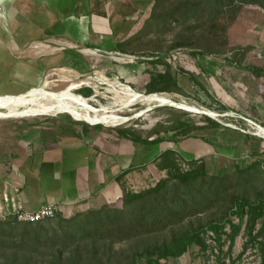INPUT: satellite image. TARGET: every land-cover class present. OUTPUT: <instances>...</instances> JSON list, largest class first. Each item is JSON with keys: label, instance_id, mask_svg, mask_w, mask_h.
<instances>
[{"label": "rangeland", "instance_id": "obj_1", "mask_svg": "<svg viewBox=\"0 0 264 264\" xmlns=\"http://www.w3.org/2000/svg\"><path fill=\"white\" fill-rule=\"evenodd\" d=\"M140 1L141 5L146 6L142 7L141 14L134 15L136 21L132 23L133 29L130 33L136 31L152 14L153 0ZM181 1L183 0H165L158 11L171 10ZM129 2L134 7L137 3L136 0H129ZM55 3L48 10L34 13L20 28L17 41L21 47H26L23 51L16 49L14 50L16 55H12L8 48L11 49L12 46L13 50V45L0 39V92L20 93L46 80L49 91L53 90V93H57L76 83L78 86L73 89L74 92L79 93L80 87H89L93 89V93L90 98L71 95L67 104L75 110L79 111L81 107L82 113H85L87 107L85 101L90 100L94 108H97L104 116H110L109 123L100 120L96 123L110 127H133L143 136H149L151 132L157 131L166 140L175 136L174 132L169 130L175 120L189 118L196 126L203 127L194 132L214 141L218 147L212 153L201 156L206 161L209 177L205 179L206 186L197 183L195 188L207 190L215 182L211 181V176L220 174L224 170L227 179L221 184L216 182L211 189L214 190L216 185L220 186L222 197L218 201L210 203L205 210L197 206L199 209L196 212L162 232L129 231L126 226H118L102 229L95 236L78 241L74 245L40 247L39 250L3 247L0 250V264H126L134 252L166 239L174 232L205 227L211 220L221 221L230 210L232 194L246 193L254 198L256 190L264 191V169L256 172L255 177L252 176V180L245 183L242 178L239 182V175L234 167L236 161L250 163L256 158L264 159L263 8L255 4H243L236 7V12L213 11V15H210L212 13L208 11L202 16L200 21L209 18L220 22L216 30L218 42L223 43V32L226 26L228 45L225 53H210L203 48L190 46H174L177 41L186 39V36L190 35L187 29L189 26H185L180 19L177 20L178 18L174 20L168 16L166 27L150 29L143 33L140 39L128 46V52L107 49L100 52L93 48L86 49L79 46L82 51H73L69 54L72 61L69 66L58 69L55 66H47L40 69L37 61L44 56L47 59L52 56L44 52L55 50L52 47L62 49L70 44L63 38L66 33L64 25L67 26L69 35L81 38L80 35L83 32L78 29V26L81 28V15L92 16V10L95 11L94 13L105 10L108 15H111L112 9L115 10V7L121 4L118 0H107L105 3L102 2L100 10L97 8L99 5L96 6L98 0H56ZM126 15H130L129 12ZM171 20L172 22H169ZM200 21H198L199 24ZM117 22L118 18H114L113 23L116 28ZM195 23V20L190 21L192 26L196 25ZM116 28L112 27L111 31H115ZM47 29L51 33L61 34L62 38H56L55 43H51L52 46L49 47L46 46L48 41H33L39 37L44 39L49 34ZM129 29V25L124 24L116 30L115 34H111L110 39L105 43L123 38ZM192 50L199 51V54H194ZM243 52H245L244 55ZM59 54L61 55L62 51ZM78 54L81 56L79 57ZM158 57H164L172 65L179 89L170 92H146L145 84L150 79L147 70L157 72L165 68L163 63L155 66L150 63ZM241 57H243L241 62L236 61ZM75 58H79L78 65L74 62ZM256 68L263 70V76L255 74ZM30 69L31 71H28ZM37 88L39 87L30 90V97L36 95L33 91ZM129 89L141 97L136 99L129 94ZM82 92L86 94L88 90L83 89ZM153 94L158 97L146 100ZM9 97L6 104H3L10 113L15 115L28 113L29 105H22L25 107L13 113L16 97ZM72 98L76 100H71ZM65 113L75 119L78 118L71 110ZM206 117L220 122L226 129L213 130ZM23 118L27 117L10 119ZM258 127L261 129L259 130ZM159 146L156 144L155 150ZM159 178L161 176L157 178L151 176L143 188L132 189L139 191L153 186ZM115 204L122 206V201L118 200ZM75 212H62V214L70 217ZM234 220L239 221L236 217ZM19 229L6 237L12 242H20ZM227 229H229L228 226ZM8 230L11 231V229ZM246 239L242 231L236 237L231 252L228 251L229 242L220 249L209 239L211 247L207 251L203 252L194 246L179 258H169L167 264H260L256 249L249 248L241 258L238 257Z\"/></svg>", "mask_w": 264, "mask_h": 264}, {"label": "trees", "instance_id": "obj_2", "mask_svg": "<svg viewBox=\"0 0 264 264\" xmlns=\"http://www.w3.org/2000/svg\"><path fill=\"white\" fill-rule=\"evenodd\" d=\"M164 1L153 0L152 14L136 31L118 41L115 49L126 52L128 46L133 41L140 39L143 33L150 29L166 27V17L170 16L174 20L175 18L180 19L185 26H189L187 29L190 35L186 36V39L177 41L174 46H190L203 48L204 51L210 53H225L228 45L225 34L226 26L223 32V43L218 42L216 30L220 22L209 18L200 21L202 16L208 11L212 13H209L210 15H213V11H218V13L236 12V7L243 4H255L264 9V0H183L171 10L160 12L158 9ZM191 20H195L196 25L192 26ZM198 28L200 29L198 30ZM192 51L194 54H199L197 50ZM242 54L244 55L245 52ZM242 59L243 57L236 61L241 62ZM150 63L154 66L163 63L165 68L157 72L147 70L150 75L149 81L145 84L147 93L170 92L179 89L178 79L170 62H167L164 57H158ZM255 74L263 76V70L256 68ZM83 89L88 92L84 94ZM80 93L90 96L93 89L85 87L80 90ZM206 119L213 130L226 129L220 122L210 117H206ZM115 128L121 136L130 137L135 141L158 144L166 140L157 131L151 132L149 136H143L139 130L133 127L118 126ZM202 128L193 124L189 118H179L173 122L169 130L174 132L175 136L172 140L175 142L196 137L216 147L214 141L194 132L196 129ZM246 136L250 135L246 134ZM156 165L165 172L164 176L159 178L153 186L139 191L123 186V194L119 199L122 201V206H118L115 202L105 203L99 207L77 211L70 217H65L62 212H58L53 217L34 222L18 220L15 216L6 219L0 218V250L3 247L39 250L40 247L74 245L78 241L95 236L102 229L118 226H126L129 231L162 232L196 212L199 209L197 206L205 210L210 203L216 202L222 197L219 185H216L214 190L211 189L216 182L221 184L227 179L225 170L211 176V181L215 182L212 185L210 183L211 186L207 190L195 188L197 183L205 185V179L209 177L208 167L203 157L187 159L180 152L171 148L158 156ZM234 167L235 172L239 175V182L242 178L247 183L252 180V176L255 177L256 172L264 169V159L256 158L250 163L236 161ZM230 202V210L221 221L211 220L205 227L174 232L168 238L134 252L126 264H167L169 258H179L194 246L203 252L207 251L211 247L209 239L220 249L229 242L228 251L231 252L236 237L242 231L247 239L238 257L241 258L249 248L256 249L260 264H264V191L256 190L254 198L246 193L232 194ZM234 217L239 221L235 222ZM18 228H20L18 231L21 239L20 242L15 243L6 236H11ZM9 243L11 244L8 245Z\"/></svg>", "mask_w": 264, "mask_h": 264}, {"label": "crops", "instance_id": "obj_3", "mask_svg": "<svg viewBox=\"0 0 264 264\" xmlns=\"http://www.w3.org/2000/svg\"><path fill=\"white\" fill-rule=\"evenodd\" d=\"M118 1L121 4L112 9L111 15L105 10L99 13L92 10V16L81 15L78 29L86 36L81 33V38L72 37L64 25L63 38L70 44L44 52L52 56L39 59L38 67L69 66L72 62L69 54L82 51L79 46L100 52L106 49L122 52L115 49L116 43L130 34L131 25L136 21L134 15L141 14L146 5H141L140 0H136L135 7L129 0ZM102 2L98 0L96 5L100 10ZM127 12L131 16L126 15ZM114 18H118L117 28ZM122 23L129 25V32L123 38L105 43L124 26ZM112 27L116 28L113 32ZM48 32L44 39L39 37L33 41H48L46 46L49 47L56 38H62L59 33ZM74 62L78 65L79 58ZM172 138L158 143L160 146L155 150L156 144L135 141L121 136L115 127L81 121L66 113L0 119V207L34 210L48 203H58L63 213L99 207L118 201L123 186L143 188L151 176H164L156 159L167 149H175L187 159L216 150L201 138L189 137L177 142Z\"/></svg>", "mask_w": 264, "mask_h": 264}, {"label": "water", "instance_id": "obj_4", "mask_svg": "<svg viewBox=\"0 0 264 264\" xmlns=\"http://www.w3.org/2000/svg\"><path fill=\"white\" fill-rule=\"evenodd\" d=\"M55 1L54 0H0V39L2 41H6L10 43V45L11 44L13 45V50H12V46L11 49L8 48V50L12 52L11 53L12 55H16V53L14 52V50L16 51V49L17 51L19 50L23 51V49L26 48L25 46L21 47V45L17 41L18 33L20 31V28H22L23 24H25L28 21V18H30L37 11L48 10L49 8L53 7L56 4ZM102 1L106 2L107 0H102ZM5 34L7 35L5 36ZM35 87H42L50 90L48 83L45 80L41 84H35L32 87L20 93L0 92V119L32 117L39 115L56 116L59 113L66 112L65 111V112H56V113H39L32 115H15L9 112L6 105L4 106L3 102L5 101L6 97L28 95L30 94L29 93L30 90ZM79 94L81 93L79 92ZM24 107L25 106H22L21 108ZM76 119L88 122L81 118H76Z\"/></svg>", "mask_w": 264, "mask_h": 264}, {"label": "bare ground", "instance_id": "obj_5", "mask_svg": "<svg viewBox=\"0 0 264 264\" xmlns=\"http://www.w3.org/2000/svg\"><path fill=\"white\" fill-rule=\"evenodd\" d=\"M77 86L78 84L72 83L69 87L57 93H53L52 91H49L46 88L39 87L37 89H34L33 93L36 94L34 97L33 96L30 97L29 94L15 96L16 99L14 102L16 103L13 113L15 111H19L22 105H29L28 113L26 114L56 113V112H65L67 110H71L76 115V117L84 119L86 121L96 122L100 120L102 122L109 123L108 120L110 116L109 115L104 116L97 108H94L90 104L89 100L85 101V104L87 105V107L85 108V113H82L81 107L78 111L67 104L69 103V99L71 95H80L83 98H87L86 96L73 91V89L76 88ZM128 92L136 99L141 97L135 95L131 89H129ZM53 94H55L54 97H51ZM156 97L158 96H156V94H153L148 96L146 100H151ZM9 98H10L9 96L6 97L3 103L7 102ZM71 100H76V99L72 98ZM78 100H81V98H78ZM258 129L260 130L261 128L258 127Z\"/></svg>", "mask_w": 264, "mask_h": 264}, {"label": "built area", "instance_id": "obj_6", "mask_svg": "<svg viewBox=\"0 0 264 264\" xmlns=\"http://www.w3.org/2000/svg\"><path fill=\"white\" fill-rule=\"evenodd\" d=\"M87 98H90V96H87ZM58 212H61L58 203H48L34 210L20 209L16 207L5 210L0 207V218L6 219L10 216H15L18 220L34 222L44 218L53 217Z\"/></svg>", "mask_w": 264, "mask_h": 264}]
</instances>
